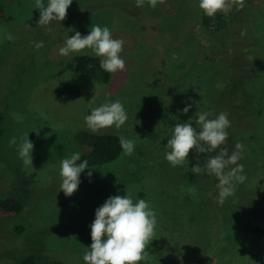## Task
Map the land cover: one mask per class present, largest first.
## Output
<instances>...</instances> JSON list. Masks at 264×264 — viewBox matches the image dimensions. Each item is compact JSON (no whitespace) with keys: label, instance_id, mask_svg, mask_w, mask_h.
<instances>
[{"label":"rangeland","instance_id":"374dc122","mask_svg":"<svg viewBox=\"0 0 264 264\" xmlns=\"http://www.w3.org/2000/svg\"><path fill=\"white\" fill-rule=\"evenodd\" d=\"M196 1L164 0L152 8L147 0L143 7L135 0H72L66 19L38 26L36 0H0V197L23 204L19 214L0 219V264L26 254L86 264L95 209L126 194L156 212L145 249L150 258L138 264H264V233L247 231L264 227V0H244L243 8L229 0L228 19L210 28L199 23ZM93 25L124 41L125 68L108 82L66 69L77 54H59L68 37L86 36ZM117 100L127 121L97 132L132 140L134 151L88 166L65 196L60 162L77 152L73 134L89 130L84 117L92 108ZM201 112L208 119L227 113V140L212 153L190 150L188 161L173 167L165 159L173 126L191 122L199 130ZM27 134L32 164L18 154ZM237 142L244 145L238 163L246 179L221 206L218 178L190 169L221 149L231 155Z\"/></svg>","mask_w":264,"mask_h":264},{"label":"clouds","instance_id":"9594fccd","mask_svg":"<svg viewBox=\"0 0 264 264\" xmlns=\"http://www.w3.org/2000/svg\"><path fill=\"white\" fill-rule=\"evenodd\" d=\"M234 2L239 8L244 7V0H234ZM71 3L72 0H48L45 6L42 0H36L35 8L39 9L37 25L46 26L52 21H63ZM147 3L148 6L155 8L158 3H164V0H147ZM135 4L137 7H143L145 0H135ZM198 7L208 17L214 16L217 12L227 13L230 10L229 0H199ZM4 39L11 41L14 37L11 33H5ZM123 43L122 39L112 38L107 26L102 28L93 25L86 36L82 37L77 31L73 36L68 37L65 45L59 49V54L61 56H68L70 53L81 54L83 50L90 49L92 54L101 58L99 67L102 70L115 73L125 68V62L120 57ZM34 46L40 49L44 43L36 42ZM191 106L188 104L181 111L187 113ZM210 115L207 112L197 115L195 123L200 126L199 130L193 127L191 122L176 123L173 126L171 138L166 144L171 151L165 154V159L173 167L188 161L190 150H195L197 154L212 153L227 140L226 129L230 127L227 113L221 112L215 119H208ZM127 119L124 106L119 100L92 108L90 114L84 117L87 128L94 133L113 125L119 129ZM15 143L16 139L13 137L10 144ZM119 143L125 155L132 154L135 147L132 140L121 136ZM33 148L34 145L27 134L23 142L18 145V154L25 164H32ZM235 149L231 155H228L226 149H221L218 155L210 156L203 166L198 162L190 169L195 175L207 172L218 178L217 203L221 206L228 197L234 195L235 185L243 183L246 179V176L241 174L244 166L238 163L244 145L237 142ZM80 158V153L76 152L60 162V190H63L65 196H71L77 190L81 172L90 168L87 160L77 164ZM232 165L235 167H230ZM87 175L91 177L92 171ZM192 192L195 194V189ZM156 222V212L145 200L139 199L134 203L130 194L123 197L119 195L108 197L95 209V219L90 225L92 243L88 247L90 250L83 255V260L86 264H138L142 260L149 259L145 249L154 238Z\"/></svg>","mask_w":264,"mask_h":264},{"label":"trees","instance_id":"16d2710c","mask_svg":"<svg viewBox=\"0 0 264 264\" xmlns=\"http://www.w3.org/2000/svg\"><path fill=\"white\" fill-rule=\"evenodd\" d=\"M199 0L196 1V8L199 23L204 28H210L214 25H221L227 19L225 12H217L214 16L208 17L203 10L198 7ZM4 16L3 6L0 5V20ZM100 57L92 53H81L71 57L66 63V69L81 74L84 77L96 82H108L111 73H107L99 67ZM91 65V67H89ZM121 136L113 132H92L86 129L76 130L73 134V143L80 153V160L88 161V166L100 165L110 162L117 158L122 151L119 143ZM23 204L18 197L6 196L0 197V219L6 216L19 214L22 211ZM247 231L250 233H264V227L249 226ZM92 241L90 240V245ZM15 264H64L60 261L53 263L45 257L37 254H26L16 260Z\"/></svg>","mask_w":264,"mask_h":264}]
</instances>
